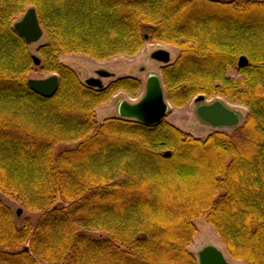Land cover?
Wrapping results in <instances>:
<instances>
[{
    "label": "trees",
    "instance_id": "16d2710c",
    "mask_svg": "<svg viewBox=\"0 0 264 264\" xmlns=\"http://www.w3.org/2000/svg\"><path fill=\"white\" fill-rule=\"evenodd\" d=\"M31 7L40 65L14 28ZM151 40L180 48L163 67L174 104L221 94L249 107L241 126L196 137L166 118L100 122L96 107L141 80L87 84L61 57ZM34 65L58 73L55 95L28 85ZM0 191L39 212L18 220L0 198V264H199L202 217L229 256L264 264V0H0Z\"/></svg>",
    "mask_w": 264,
    "mask_h": 264
},
{
    "label": "rangeland",
    "instance_id": "374dc122",
    "mask_svg": "<svg viewBox=\"0 0 264 264\" xmlns=\"http://www.w3.org/2000/svg\"><path fill=\"white\" fill-rule=\"evenodd\" d=\"M30 9V8H29ZM28 10V9H27ZM26 10V11H27ZM23 14L19 16L17 21L22 18ZM48 37L46 36V32L44 30V34L42 39L37 42H34L29 45V49H31L32 55H37L40 58V54L38 51V47L46 42ZM165 48L167 49L172 57L171 61L174 60L179 55L180 48L175 44H170L164 41L159 40H151L145 43V45L141 48V50L132 55L126 54H119L109 59H95L90 57L89 55H85L82 53H65L61 58L62 60L68 64H70L75 70L79 73L81 79L85 82L88 80L89 77L93 78H101L103 84H108L110 80L116 77H120V75H134L138 77L141 82V89L134 93H129L126 89H121L115 92L109 101L100 103L99 106L96 107L95 111L97 112V118L101 122L106 117L119 116V104L122 100H127L130 103L137 102L142 99L143 95L146 91V83L149 78V74L154 72L159 75L163 81L165 86V93L166 97L168 98V105L169 110L166 115V119L173 123L174 125L179 126L185 131L191 132L196 137H205L209 135V133L217 130H224L229 133L233 132L236 128L240 127L241 124L245 121L247 117V113L249 112V107L244 104L243 102H235L230 99H227L225 96L218 94L213 96H206L207 103L214 101V100H222V102L227 105L228 107L232 108L237 112L240 116V123L237 126H232L230 128L220 127L216 128L207 124L203 121L196 113L197 105L199 102H196L197 96H194L186 105L178 106L172 102V100L167 95V88L164 79V75L161 72V66L163 64L159 63L155 58L152 56V52L157 48ZM98 70H105L110 71L113 75L109 76H101L98 73ZM229 74L234 78H239L240 75L237 74L234 68H229ZM57 72H50V71H43L39 66L34 65L32 71L28 74L29 78H45L50 75H53ZM58 74V73H57ZM204 95V94H203ZM71 144L65 145L66 147L70 146ZM0 198L2 201L8 204L11 208L12 212H14L15 216H18V220H22L24 217L32 215L33 217L37 218L39 216V212H32L28 211L24 206H22L18 201L14 198H10L6 196L0 191ZM22 209V213L18 214V209ZM196 225H198V230L194 235V239L192 244L189 246L190 250L195 253L196 257L198 252L203 249L206 245H216L220 248L224 255L233 262V263H243L240 259H234L233 257L229 256L226 247L222 244L219 234H217L214 225L210 224L205 217L199 218L196 221ZM44 264V263H42Z\"/></svg>",
    "mask_w": 264,
    "mask_h": 264
},
{
    "label": "water",
    "instance_id": "95a60500",
    "mask_svg": "<svg viewBox=\"0 0 264 264\" xmlns=\"http://www.w3.org/2000/svg\"><path fill=\"white\" fill-rule=\"evenodd\" d=\"M14 28L20 36L22 35L25 38L29 45L42 39L44 34V28L40 25L34 7H31L23 14L22 18L14 24ZM151 54L153 58L162 63H169L171 60V53L165 48L154 50ZM33 59L36 65H40L41 59L37 55H33ZM238 61L240 66L249 64V60L245 55L240 56ZM98 73L101 76L113 75L110 71L105 70H98ZM148 76L146 91L141 100L132 103L122 100L119 104L118 110L121 118H134L149 125H155L165 119L170 108L165 93V86L160 76L156 73L152 72ZM27 81L33 90L44 97L55 95L60 82L57 73L45 78H29ZM86 83L96 86L103 85L101 78L93 77H89ZM205 99L206 96L200 94L197 96L196 102H201ZM196 113L203 121L216 128L221 126L234 127L240 123V116L237 112L225 105L220 99L208 104L201 103L197 105ZM166 154H170V151H167ZM21 213L22 209L19 208L18 214ZM197 257L199 264H243L231 262L216 245H206L198 252Z\"/></svg>",
    "mask_w": 264,
    "mask_h": 264
},
{
    "label": "flooded vegetation",
    "instance_id": "af4514ba",
    "mask_svg": "<svg viewBox=\"0 0 264 264\" xmlns=\"http://www.w3.org/2000/svg\"><path fill=\"white\" fill-rule=\"evenodd\" d=\"M163 48V47H162ZM162 48H157V49H162ZM156 49V50H157ZM171 57H172V55H171ZM247 57V56H246ZM240 58V57H239ZM239 60V59H238ZM158 61V60H157ZM159 63H161V64H163L162 66H161V72H162V74H163V67L165 66V65H167L168 63H162V62H160V61H158ZM170 62H172V61H170ZM169 62V63H170ZM249 62H250V60H249ZM238 64H239V61H238ZM161 78V77H160ZM163 82V81H162ZM215 101V100H214ZM197 102H199V101H197ZM211 102H213V101H211ZM211 102H208V103H211ZM201 103H206V104H208L207 103V99H205L204 101H201V102H199V104H201ZM198 104V105H199ZM211 125V124H210ZM212 126V125H211ZM221 127H225V126H221ZM230 127H232V126H230ZM230 127H225V128H230Z\"/></svg>",
    "mask_w": 264,
    "mask_h": 264
}]
</instances>
